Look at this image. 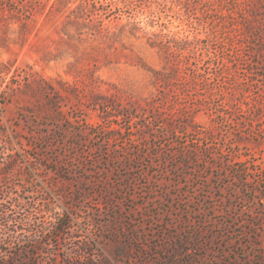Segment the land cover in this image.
<instances>
[{
  "label": "rangeland",
  "instance_id": "374dc122",
  "mask_svg": "<svg viewBox=\"0 0 264 264\" xmlns=\"http://www.w3.org/2000/svg\"><path fill=\"white\" fill-rule=\"evenodd\" d=\"M92 1L106 36L0 16V205L33 207L0 264H264V53L234 26L256 3Z\"/></svg>",
  "mask_w": 264,
  "mask_h": 264
},
{
  "label": "trees",
  "instance_id": "16d2710c",
  "mask_svg": "<svg viewBox=\"0 0 264 264\" xmlns=\"http://www.w3.org/2000/svg\"><path fill=\"white\" fill-rule=\"evenodd\" d=\"M252 1L256 3L255 5L253 3L256 11H253L252 9L253 13L251 17H244L242 12L239 14L238 12L232 11L237 15L236 21L238 20L234 25L237 26L235 30L239 32L240 36H242L243 41H241V43L243 42L246 44L242 48L243 57L248 56L247 54H244V51L246 52L247 49H251V44H253L255 47H258V49L264 53V0ZM23 2H26V9H24L22 6ZM75 3L77 4L73 8L72 5ZM26 4L30 5L27 6ZM36 9L41 10V12L46 10V17H58L60 18V23L65 25H72L76 27H92L93 32L100 35V37L106 36L103 33L108 32V28L104 27L103 23L107 18V15L103 17L104 15L99 14V9L92 0H0V16L2 18V15L7 13L12 19L20 21L21 19H27L29 16H31V12ZM171 70L173 71V76H175L177 74V69L170 68V71ZM153 75L156 81L163 80L165 82L166 80V78L162 79L163 75L160 74V72L153 71ZM57 84L59 87H54L52 84L47 82L42 83L41 81H37L31 84L28 83L24 86V89H26L30 95H33L34 104L31 106L36 113L39 112L40 114H47L48 116L54 118H61L60 116L62 115V109L58 102L60 96L59 88H61V84ZM71 87L73 91L78 90V88L75 86ZM54 96H56V98ZM99 97L101 98L102 96ZM0 159L2 158L0 157ZM16 166V161L12 159H9L8 162L4 161L3 163L0 161V170L3 169L6 176L10 175V172L16 169ZM21 198L22 197L18 196L13 200V202L0 205L1 223L8 225V222L13 221L12 225H16L17 219L12 217L13 205H17V207L23 209L27 215L32 214V205L21 203ZM25 218H27V216H25Z\"/></svg>",
  "mask_w": 264,
  "mask_h": 264
}]
</instances>
